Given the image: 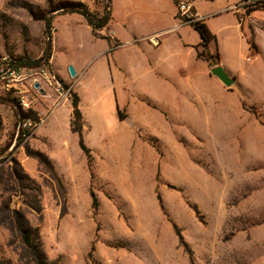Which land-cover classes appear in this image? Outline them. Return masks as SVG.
Returning a JSON list of instances; mask_svg holds the SVG:
<instances>
[{
    "label": "rangeland",
    "instance_id": "obj_1",
    "mask_svg": "<svg viewBox=\"0 0 264 264\" xmlns=\"http://www.w3.org/2000/svg\"><path fill=\"white\" fill-rule=\"evenodd\" d=\"M58 1L0 0V65L39 62L48 39L45 21L33 14L51 19L52 36L50 10ZM69 1L94 12L106 7L105 0ZM177 22L183 26L179 12ZM120 44L111 41L112 50ZM38 114L0 94V264H36L12 211L39 230L47 264H264V145L177 143L174 128L171 135L169 128L140 129L137 144L102 147L120 169L102 177L92 170L81 191L47 163L26 174L17 155L25 144L15 136ZM86 147L92 169L96 157ZM15 173L29 179L17 181Z\"/></svg>",
    "mask_w": 264,
    "mask_h": 264
},
{
    "label": "crops",
    "instance_id": "obj_2",
    "mask_svg": "<svg viewBox=\"0 0 264 264\" xmlns=\"http://www.w3.org/2000/svg\"><path fill=\"white\" fill-rule=\"evenodd\" d=\"M177 1L112 0V22L98 35L81 15H54L50 62L79 98L84 141L96 162L91 169L80 135L72 130L71 101L51 112L25 146L19 145L27 175L41 167L25 152L29 146L45 155L66 185L85 191L92 170L102 177L111 167L120 169L102 147L137 144L140 129L169 128L171 135L174 128L170 137L177 143L190 138L264 145V10L244 17L232 9L241 0H183L215 36L209 51H218L220 61L213 67L198 56L202 39L194 27L178 26ZM107 37L120 47L112 50ZM153 38L160 39L157 45ZM219 67L231 86L213 74ZM42 104L37 110L45 113L51 100Z\"/></svg>",
    "mask_w": 264,
    "mask_h": 264
},
{
    "label": "built area",
    "instance_id": "obj_3",
    "mask_svg": "<svg viewBox=\"0 0 264 264\" xmlns=\"http://www.w3.org/2000/svg\"><path fill=\"white\" fill-rule=\"evenodd\" d=\"M260 0H241L240 4L232 9L236 12H242L247 16L252 5ZM178 12L182 24H192L200 18L195 14L193 8L186 1L179 0ZM152 43L157 45V38L151 39ZM0 65V93L19 103V106L26 111H35L39 120L36 123L32 119H26L20 125V142L26 145V142L34 135L35 131L41 126L48 116L55 109L64 106L73 99L72 87L65 83L53 68L52 63L43 64L38 68H26L17 66V62L6 60ZM39 86L36 88V86ZM44 98L51 100V107L47 111L39 112L37 106L42 104Z\"/></svg>",
    "mask_w": 264,
    "mask_h": 264
},
{
    "label": "trees",
    "instance_id": "obj_4",
    "mask_svg": "<svg viewBox=\"0 0 264 264\" xmlns=\"http://www.w3.org/2000/svg\"><path fill=\"white\" fill-rule=\"evenodd\" d=\"M105 1H106V7L102 12H99V11L94 12L86 4L82 2H75V1H69V0H61V1L56 2V4H54L51 7L50 12L54 13V15L56 14L81 15L82 17H84L86 22L92 27L94 33L98 35V32L103 31L104 29L108 28V26L110 25L113 19L112 18V0H105ZM177 3H179V0L177 1ZM260 9L264 10V0H260L259 2L254 3L252 7L249 9V12L260 10ZM33 16L36 20L45 21L46 23L45 35L48 39V42L46 44L44 56L39 60V62H37V64L36 62H34L33 64H25L19 67H26V68L36 67L37 68L38 66H40L41 61L43 60L45 61L43 64L48 63L52 56V36H51L52 22H51V19H45L35 13L33 14ZM191 25L199 33L202 39V44H201L202 50L198 52V56L204 60L209 61L213 67L218 66L219 61H220V55L218 53L211 54V52L209 51L210 44L213 41H215L214 34H212V32L209 30L204 20H201V19L196 20ZM107 39L110 40V42L115 41L111 39L110 37H107ZM72 104L74 107V113H73L74 119H73L72 127H73L74 132L80 135V138H81L80 146L82 150L87 154L89 150L86 147L83 137H82L83 116L79 108V98L76 95H73ZM120 117H122L121 114H120ZM28 118L30 119V117ZM28 153L29 155H34L41 163H47L51 166L50 162L45 157V155L41 153H32L31 151H28ZM27 178L25 175L15 173V179L17 181L25 180ZM92 199H93L94 206H97V198L94 192H92ZM5 209L9 211L10 208L6 206ZM11 215H13V218L11 219H14V221L16 222V225H17L16 228L20 232L24 244L31 251V254L33 256L35 263L36 264H47V257L41 248L42 247L41 244L38 242V239L40 238L39 230H35L32 232V230L28 229L25 216L19 214V212L12 211ZM33 236H35L36 239H33Z\"/></svg>",
    "mask_w": 264,
    "mask_h": 264
},
{
    "label": "water",
    "instance_id": "obj_5",
    "mask_svg": "<svg viewBox=\"0 0 264 264\" xmlns=\"http://www.w3.org/2000/svg\"><path fill=\"white\" fill-rule=\"evenodd\" d=\"M69 72H70V75H71L72 78H74L76 76V71H75L73 66L69 67ZM213 74H215L216 76L220 77L225 82V84H227L228 86L232 85V83L228 80L227 75L223 71L222 68H220V67L219 68H215L213 70ZM38 87L39 86L37 85L36 88H38Z\"/></svg>",
    "mask_w": 264,
    "mask_h": 264
}]
</instances>
